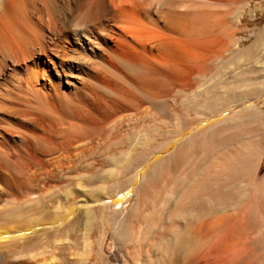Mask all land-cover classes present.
Instances as JSON below:
<instances>
[{
  "label": "rangeland",
  "instance_id": "obj_1",
  "mask_svg": "<svg viewBox=\"0 0 264 264\" xmlns=\"http://www.w3.org/2000/svg\"><path fill=\"white\" fill-rule=\"evenodd\" d=\"M190 2L193 3L191 6L195 10L194 13L196 12V16L192 18L196 26H200L201 30H215L219 33V36L215 35L217 33L213 34L217 39L222 38L223 35L224 37L219 41H209L211 45L204 42H200L199 45L197 41L193 43L190 48L191 67L188 65L192 74L189 73L184 82L167 84L166 86L169 85L167 89L165 86L161 90H149L151 98H141L142 101L138 102L140 106L136 105L139 106L138 108L130 106L131 108L126 107L127 110L118 109L107 98L115 90L117 92L112 80L116 79L114 74L117 73L113 72L111 77L110 73H105L106 68L109 67L111 74L115 70L119 71L118 73H126L122 69L123 66L117 62L113 70L101 58L95 57L96 70L93 69V72L88 69L89 67H85V72L79 75L75 71L69 75L66 73L67 75L61 80L53 73L42 76L37 86H40V91L42 89L46 94L47 100L42 96L38 99L39 95L32 94L28 95L29 104H26L15 97L16 91L13 88L20 69L14 70L11 78H6L12 69L10 61L6 60L8 67L0 74V86H2L0 104L4 103L7 108H19L22 112L25 111L24 116L27 113L26 117L20 116L21 119L15 115L0 113V154L3 151L1 155L3 157L0 156L2 158L0 175L3 176V178L0 176V230L4 232L9 230L10 234L27 231L21 238L14 237L8 242L0 243V255L12 256L7 259L10 262L7 264L17 263L20 259L25 264L41 262L43 264L45 259L46 261L51 259L53 264H78L76 259L72 258L70 262L69 258L71 252H78L85 233L83 222L88 214L91 215L90 209L97 195L101 196L106 191L111 196L112 191L118 187L121 192L128 190L132 180L139 173L138 184L129 200L124 201L122 205L113 206L109 204L111 199L101 198L102 204L109 207L108 211L116 214L119 219L123 218L129 209L136 205L137 189L146 186L147 196L142 199V203L147 206L151 203L156 208L165 206L163 210L161 207L158 209L165 215L178 213L179 206L184 205L192 197V192L189 190L205 186L204 182H196L197 186H195V183H191L193 178L212 171L216 174L221 172L225 148L223 135L234 134L232 139L238 135L240 139L237 142L240 144H246L256 138L251 134L253 129L249 128L250 126L246 132L251 133L247 136L245 127L248 121L238 115H243L247 110H258L260 116L264 118V0H191ZM178 10L181 11L182 6H179ZM43 33L50 35L49 31L44 30ZM134 40L132 38L122 51L124 55L137 61L136 56L140 49L137 44L141 41L138 40L137 43V39ZM102 69L105 70L104 74L101 73ZM86 71H89L88 74ZM105 74L106 76H103ZM117 80L121 81L119 77ZM50 82L59 87V91L66 96L63 97V102H68L71 108L74 106L77 112L79 111V115L76 113V116L74 114L73 117L71 116L72 119L70 117L64 120L68 123L70 120L76 125L97 128L94 130L97 131L94 143L99 146L97 148L95 145L96 149L91 150L90 156L87 154L88 156L84 155L85 157L74 156L68 158L70 159L68 161L63 160L67 162L66 166L61 161L64 165L58 168L55 166L57 163L53 165L54 163L50 164V161L54 155L64 150L67 141L66 136L64 138L60 132V130L64 131L60 129L64 127L62 121L60 122L63 115L58 113L56 106H59L60 102L54 100L56 97L52 94ZM75 86L79 87L77 92ZM21 88L23 89V86ZM3 90H6V93ZM12 95L15 98L11 97ZM25 104L31 108L29 106L25 108L27 107ZM7 111L3 110L8 113ZM234 116L236 122H232L231 127H227L229 123L226 126L224 122H229L228 119ZM59 144L61 147L58 146ZM55 146L59 148H52ZM43 148H51L56 153L49 155V158L52 156L49 159L42 154ZM70 163L72 164L69 165ZM261 163L264 168V154ZM25 165L31 172L33 171L26 173L31 175L27 177L30 184L26 186L22 183L23 185L19 184V186L14 183L10 173L15 169L21 174L20 169L25 168ZM170 177L171 180H167ZM179 179L182 180L181 183ZM166 180L168 183L165 182ZM151 182L155 185L154 188ZM90 217L91 222L94 217L98 218V215ZM115 230L116 227L109 230L105 248L101 246L105 255L114 249L111 235ZM21 254L25 256L19 257ZM28 256H31V259L27 260ZM0 264L5 263L0 262Z\"/></svg>",
  "mask_w": 264,
  "mask_h": 264
},
{
  "label": "bare ground",
  "instance_id": "obj_2",
  "mask_svg": "<svg viewBox=\"0 0 264 264\" xmlns=\"http://www.w3.org/2000/svg\"><path fill=\"white\" fill-rule=\"evenodd\" d=\"M190 1L0 0V74L8 67L6 60H9L12 66L6 78H11L14 75L13 71L20 69L19 76L17 74L18 77L13 79L15 81L13 88L16 91L15 97L27 104V98H30L28 95L35 94L45 99L46 94L42 89L40 91V86H37V82L42 76L53 73L61 80L67 75L66 73L69 75L75 71L79 75L81 72H85V67H89L88 69L93 72L97 61H94L95 57L101 58L111 69L115 68L114 64L117 62L123 66L122 69L126 73H118L119 71L113 69L115 71H112L111 74L109 67L106 68V71L104 70L105 73H110V76L114 74L113 72L117 73L114 74L116 79H112L117 92L115 90L107 98L110 99L113 106L127 110L126 107L136 106L138 102L142 101L141 98H149L151 95L148 93L149 90H161L167 84H179L192 74L189 72L191 70L188 65H190L192 57L190 48L193 43L195 44L197 41V44L200 45V42L205 44L211 40L223 39L224 35L219 39L213 35L217 33L215 30H213L214 32L201 30L200 26H196L192 20L196 16V12L194 13L195 10L191 6L193 3ZM179 6H182L181 11L178 10ZM202 15L200 12V16ZM222 17L220 18L222 19ZM44 30L49 31L50 35H45ZM215 35L219 36V33ZM132 38L133 40L137 39V43L138 40L141 41L137 44L140 46L139 50L136 49L138 50V55H135L136 58L138 57L137 61L130 59L122 51L124 46L129 45ZM103 66L102 68L105 69ZM104 71L101 73L104 74ZM86 72L88 74L89 71ZM118 74L119 76H117ZM118 77L121 81L117 80ZM50 83L52 94L56 97L54 100L57 99L56 101L60 102L59 106H56L59 110L58 113L63 115V119L59 117L61 119L59 120L64 126L60 129L64 131L60 130V132L64 138L66 136L65 140L67 141L64 150L62 149L59 153L57 152V155L50 157V164L51 162L54 163L53 165L57 163L55 166L58 168L64 164L66 166L67 162L63 160L68 161L70 160L68 158L74 156L85 157L92 152V149L99 146L94 143V136H97V131L94 130L97 128L93 129L82 124L76 125L70 120V123L64 120L70 119L73 114H78L79 111L77 112L74 106L71 108L68 102H63V97L66 96L53 82ZM169 85L166 86V89ZM78 88H75L76 92ZM3 91L6 93V90ZM76 92L74 93L76 94ZM67 98L69 100V97ZM64 100L67 99L64 98ZM3 104H0L1 114L15 115L18 118L27 116V113L26 116L23 114L25 111L22 112L19 108L13 107L7 108ZM3 110H8V113ZM260 114L258 110H247L243 115H238L248 121V125H245L246 130H243L248 132L247 129L252 127L253 132L250 133L254 134L256 138L253 140L251 137L253 141L240 144L238 135H235V139H232L234 134L232 136L230 134L223 135L225 148L221 172L216 174L212 171L193 178L191 183H195V186H197L196 182H204L205 186L189 190L192 192V197L184 205H180L179 212L173 213L174 215L169 213L165 215L162 212L165 206H163L164 208L159 206L162 210H158L159 208L151 203L148 206L142 203V199L147 196L146 186L137 189L136 205L131 207L123 218L119 219L116 214L108 211V206L102 204L103 198L111 199L109 204L113 206H120L124 201L129 200L139 182V173L132 180L128 190L121 192L118 187L112 191L111 196L106 191L101 196L97 195L94 198L95 203L90 209L91 215L88 214L83 222L86 234H83L78 252H71L69 261L74 258L78 264H264V168L261 163L264 154V118ZM235 116L237 117V115ZM235 116L228 119L229 122H224L226 126L229 123L227 127H231V123L236 122ZM241 120L243 121V119ZM248 126L250 127L248 128ZM249 134L247 133V136ZM58 146L61 147L60 144ZM59 147L52 148L58 149ZM16 152L18 151L16 150ZM41 152L48 156L47 158L56 153L51 148H43ZM61 161L64 164H61ZM33 165L35 166V164ZM20 170L21 174H18L15 169L11 170L10 177L17 185H29L27 177L31 175L26 174L30 171L28 166L25 165V168ZM32 172L30 171V173ZM171 178L167 180H171ZM157 179L155 178V180ZM152 182L150 184L154 185ZM3 183L5 184V182ZM32 186L34 187V185ZM158 186L160 184L156 186V189ZM151 205L152 207H150ZM95 214L98 215V218L94 217L90 222V216ZM113 227H116L115 232L111 235L114 249L105 255L101 246L103 245L105 248L106 236ZM9 232V230L5 232L0 230V243L8 242L14 237L21 238L27 233V231H16L14 234ZM24 256V254L19 255V257ZM11 257L10 254L0 255V262L10 263L7 259ZM26 259H31V256ZM53 263L51 259L47 261L45 259L43 264ZM14 264L25 263L20 259Z\"/></svg>",
  "mask_w": 264,
  "mask_h": 264
}]
</instances>
